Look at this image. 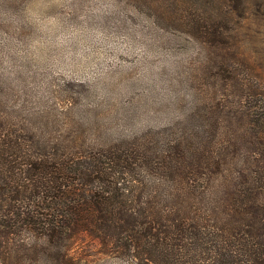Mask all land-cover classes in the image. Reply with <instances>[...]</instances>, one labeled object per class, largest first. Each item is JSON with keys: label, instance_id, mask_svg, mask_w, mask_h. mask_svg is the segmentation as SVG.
I'll return each mask as SVG.
<instances>
[{"label": "rangeland", "instance_id": "374dc122", "mask_svg": "<svg viewBox=\"0 0 264 264\" xmlns=\"http://www.w3.org/2000/svg\"><path fill=\"white\" fill-rule=\"evenodd\" d=\"M162 11L225 42L264 103V0H0V71L53 90L134 174V198L68 178L3 132L0 162L62 200L78 264H264V134L191 106L176 81L190 46Z\"/></svg>", "mask_w": 264, "mask_h": 264}, {"label": "trees", "instance_id": "16d2710c", "mask_svg": "<svg viewBox=\"0 0 264 264\" xmlns=\"http://www.w3.org/2000/svg\"><path fill=\"white\" fill-rule=\"evenodd\" d=\"M160 13L190 46L183 56L188 65L184 70L179 61L176 81L182 74L191 106L202 115L246 125L263 135L261 94L241 75L225 42L192 20ZM84 130L55 92L41 87L35 77L27 81L0 71V132L80 184H103L121 199L133 197L123 190L133 191L134 174L114 156L98 152ZM76 235L62 200L34 190L0 162V264H78L68 254Z\"/></svg>", "mask_w": 264, "mask_h": 264}]
</instances>
